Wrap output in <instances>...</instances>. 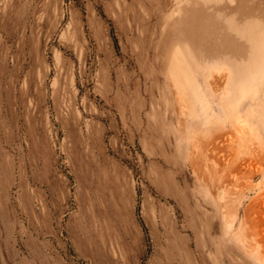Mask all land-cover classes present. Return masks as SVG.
Returning <instances> with one entry per match:
<instances>
[{
  "label": "rangeland",
  "instance_id": "1",
  "mask_svg": "<svg viewBox=\"0 0 264 264\" xmlns=\"http://www.w3.org/2000/svg\"><path fill=\"white\" fill-rule=\"evenodd\" d=\"M0 264H264V0H0Z\"/></svg>",
  "mask_w": 264,
  "mask_h": 264
},
{
  "label": "bare ground",
  "instance_id": "2",
  "mask_svg": "<svg viewBox=\"0 0 264 264\" xmlns=\"http://www.w3.org/2000/svg\"><path fill=\"white\" fill-rule=\"evenodd\" d=\"M217 13H220V12H217ZM217 15H218V14H217ZM231 15L234 16L233 14H231ZM218 16H219V15H218ZM232 16H231V17H232ZM220 17H221V13H220ZM226 17H228V16H226ZM228 18L231 19L230 17H228ZM228 18H227V22H230V21H228ZM224 20H225V18H224ZM235 23H236V22H235ZM235 23L233 22V24H235ZM243 23H244V22H243ZM230 24H232V23H230ZM230 24H229V25H230ZM236 24L238 25V23H236ZM239 25H240V23H239ZM234 26H235V25H234ZM235 27H236V26H235ZM237 28H238V27H237ZM228 29H229V28H228ZM231 30H232V31L234 30L233 27H232ZM235 30H236V29H235ZM238 30L240 31V29H238ZM252 30H253V29H252ZM243 31H244V30H243ZM234 32H235V31H234ZM240 32H241V31H240ZM240 32H238V33L240 34ZM245 32L247 33V31H245ZM238 33H237V34H238ZM243 33H244V32H243ZM239 34H238V35H239ZM246 35H247V34H246ZM246 35H245V37H247ZM241 37H242V36L240 35V38H241ZM243 37H244V36H243ZM243 37H242V38H243ZM248 40H249V39H248ZM246 41H247V40H246ZM247 42H248V41H247ZM251 47H252V45H251ZM249 48H250V47H249ZM248 53H249V52H248Z\"/></svg>",
  "mask_w": 264,
  "mask_h": 264
}]
</instances>
